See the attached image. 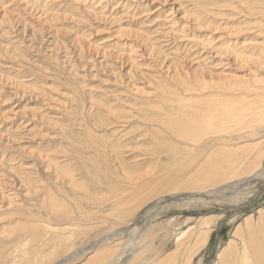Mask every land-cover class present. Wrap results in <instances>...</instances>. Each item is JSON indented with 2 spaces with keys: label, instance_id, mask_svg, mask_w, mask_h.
Masks as SVG:
<instances>
[{
  "label": "bare ground",
  "instance_id": "6f19581e",
  "mask_svg": "<svg viewBox=\"0 0 264 264\" xmlns=\"http://www.w3.org/2000/svg\"><path fill=\"white\" fill-rule=\"evenodd\" d=\"M9 1L1 5L0 18V24L9 31L1 29L0 37L16 28L14 21L8 20L9 13L21 11L30 16L36 12V19L44 24L64 16L49 20L46 4L44 9L34 10L27 0ZM78 1L63 4L66 15H76ZM99 1L96 9L78 11L113 20L120 26V36L125 34L124 15L136 18L154 14L152 6L144 2L134 7L131 0H126L120 2L126 13L109 19L105 16L107 0ZM173 1L174 8L169 12L155 13L152 21L141 18L139 25L171 31L184 26L180 36L193 49L192 71H186L180 62L173 74H145L132 49L127 62L130 82L119 92L126 94V102L113 104L121 98L109 101L106 95L93 92L91 100L84 101L77 83L71 87L72 96L65 100L59 117H38L62 142L52 147L56 142L49 133L48 149L38 152L40 165H11L16 161L13 155L6 159L11 142L4 141L6 136L0 130V170L4 167L15 174L0 171V194H7L8 206L14 207L20 202L15 189L21 185L28 201L23 204V209L29 210L27 214L16 207L13 214L0 218L5 223L13 222L2 228L1 235L19 232L15 228L21 221L29 227L23 232L27 236L17 237L32 243V255L22 264H128L135 259L134 264H195L208 248L212 234L228 219L224 213L205 214L204 210L226 204L238 214L259 196V189L251 187L253 183L264 185V0H248L258 1L252 4L246 0H209L211 7L201 12L196 9L200 13L192 21L183 11L181 0ZM47 2L56 6L58 0ZM161 2L165 7L169 0ZM40 3L43 5L42 0ZM13 4L19 6L5 7ZM181 13L184 15L176 19ZM141 28L138 31L147 33L153 47L161 45L151 37L155 32ZM108 42L102 46L113 47ZM3 44L0 47H5L8 56L21 58L19 45ZM162 47L161 51L168 48ZM127 63L119 65L122 68ZM120 77L116 74L113 80ZM11 81L18 89L39 92V88L27 87L24 82ZM122 84L117 88L122 90ZM239 128L246 133L239 135ZM19 131L23 130L17 127L10 138L15 143L20 140ZM41 165L46 181L40 174ZM193 209L201 216L175 215L180 210L190 215ZM243 214L227 221L233 229L228 241L217 248L212 264H264V205ZM13 224L12 231L7 232ZM182 228L186 230L181 232ZM17 239L0 242V264H19L12 257ZM43 250L46 256L39 260Z\"/></svg>",
  "mask_w": 264,
  "mask_h": 264
},
{
  "label": "rangeland",
  "instance_id": "374dc122",
  "mask_svg": "<svg viewBox=\"0 0 264 264\" xmlns=\"http://www.w3.org/2000/svg\"><path fill=\"white\" fill-rule=\"evenodd\" d=\"M61 1L63 2L61 3ZM113 1L115 0H107L106 4L108 3L107 5L109 8L107 7L108 9H106L105 16L109 17V19L111 18V19L116 20L118 18H121L124 15V13H126L124 11L125 8L122 9L123 5L121 6L120 2H124V1L127 2V1L126 0H116L118 1L117 3L119 5L115 4L116 2H113ZM161 1L131 0L130 2L133 5L135 4L134 7L137 4H141L143 2L145 5L152 6L150 9L152 10L151 11L152 13L154 12V14L151 16H146V17H144L145 16L144 14H141L139 15V17H136V18H132L131 15H124L122 32H124L125 34L121 36L118 34L120 26L118 27L116 23H113V20L109 21L105 18H100V17L96 18L94 17L93 14L91 15L88 13L84 14L83 12L78 11L79 8L81 11H84L85 9L89 11L91 9L92 10L96 9L95 7H97L98 4L100 3L99 0H91V2L90 0H83V1L79 0L76 3V4L78 3L79 4L78 5L75 4L74 6L75 9L73 8L76 15L74 14L66 15L65 14L68 12V11L66 12L64 11L65 5L67 2H69V0L68 1L58 0V3L54 2L55 4H57L56 6L53 3L52 4L49 2L46 3V0H42L43 5H41V3L40 5L38 4L39 0H32V1L27 0L28 5L31 6V8L34 10L35 9L42 10L45 7L44 5L46 4L49 8V9L47 8L49 20L56 18V16L58 15H64L61 18L56 19L54 22H48V24H44V22L37 20L36 12L35 13L31 12L33 14H30V16L24 15V13H22L21 11L14 12L15 14L9 13L8 20H13L14 26H16V28H14V30L11 31V33L9 32V34L3 37H0V44H3L4 42L3 45H7L8 42H10L11 46L16 47L17 45H19L18 51L20 52V56H21V58L13 56V55L8 56L6 49H4L5 47L4 48L0 47V100H1L0 101L1 102L0 103V130L3 129L2 130L3 135L6 136L3 138L4 141L9 140L11 142L10 145L8 144V147H10L11 150H9L7 154L6 153L3 154V155L6 154V159H7V156L11 157L13 155V160H16V161L11 162V165H18L20 163L22 164L24 163L23 165L25 166L26 165L33 166L36 164L40 165L41 162L39 161L38 152L40 150L48 149L46 148V146L49 143L48 141L50 140V136H49L50 132H48V129L46 128V126H44V123L40 122L39 118L40 116L43 117V115H45L46 117L50 115L48 117L56 118L57 117L56 114L57 115L60 114L61 109L63 107H66L65 106L66 104H64L65 100L70 99V96H72L71 87H76L77 83L79 84V88L77 89V91L79 93V96L83 97L84 101H86V99L91 100L89 95L90 93L93 92L97 96L106 95L109 101L119 96V98L121 99L115 102L113 101V104H119L122 101L126 102L125 101L126 94H119V92L122 93L123 89H125L124 86H126L130 82V77H129L130 75L128 73L130 63H127V62H128V59H130L131 57L130 55L132 53L131 51L132 49H135V52H137L135 53L134 57H136L137 61L140 62V65L142 67L140 68V70L143 71L145 74L153 73L154 75L162 76V75H166L168 72L170 75L176 72L175 67H180L181 65H183L186 71H192V69L194 68V62L192 61L194 59V57L192 56L193 49L191 45H187L188 44L187 42H183V37L180 36L181 31L184 29L183 28L184 26L179 25L180 26L179 28L178 26H175L174 30L175 29L177 30V33H176V30L175 31L167 30V28L165 27L163 28H160L157 26L149 27V24L143 25V26L139 25V21L141 20V18L144 19L143 21L145 20L152 21L154 17H156L155 15H157L155 13H158V14L160 12L167 13L169 12V10L174 8L171 6V4L175 1L169 0L168 4H166L165 7L162 6ZM246 1L249 4H252V3H257L259 0L256 2L254 1L252 3H250V1L248 0ZM9 2H10L9 0H0V18L3 15V7H1V5H3L4 3H9ZM80 2H83V3H80ZM109 2L111 3L109 4ZM181 2L184 8L183 11H187V13L186 12L184 13L187 14L189 21H192L195 19V14L200 13L205 8L211 7L209 5L211 3L209 0H204V1L203 0L201 1L200 0H196V1L195 0H189V1L181 0ZM189 2H191L192 5ZM61 5L64 7H62ZM203 5L205 7H203ZM222 5L223 7L225 6L224 4ZM18 6L19 5L13 4L11 6H5V7H12V9H16ZM52 6L53 8H51ZM245 7H247V5ZM70 8H72V6H70ZM133 8H130V9H133ZM12 9L8 8V10H12ZM50 9H52V12ZM115 9H116V12H115ZM196 9H198L200 12L197 11ZM101 12L102 10H98V13H101ZM116 13L118 14L116 15ZM184 13H181L180 15L177 14L176 19L178 18L180 19L184 15ZM189 15H191L192 19ZM150 17H152V19ZM23 19H25L28 24H25ZM19 20L21 22H19ZM0 26H1L0 30L5 28L6 32L9 31L7 29V26H4V25L2 26L1 24ZM140 27H142L141 29H145V31H147L148 33L155 32V34H152L151 37L154 36L153 38L156 39L157 42H160L161 44L160 46L161 47L163 46L162 48H164V45L168 46V48L165 47L164 48L165 50L163 49V51H161L160 46L154 45L153 47L152 46L153 41L151 42L149 41L147 33H142L138 31ZM169 27H171V25H169ZM168 33H171V34H168ZM184 35L185 34H183V36ZM4 39L6 41H4ZM104 42H108L107 45H110L109 43L112 42L111 44L113 47L104 48L102 46ZM117 44L118 45L120 44V46L115 47L117 46ZM171 48L174 49L176 52L172 50ZM104 50L107 53V55H105ZM183 51L185 53L186 52L189 53V55H186L187 53L185 54ZM150 53L151 55L152 54L153 55L151 56ZM183 55L186 56V59H184L185 57ZM120 57L123 60L121 61L118 60V58ZM177 60L178 61L180 60L179 63ZM121 62L122 63L125 62L127 64L123 65L121 68L119 65V63ZM180 62H181V65H180ZM162 63L165 65H163ZM114 72L118 74L119 76H121L120 78H116L117 80L115 79L117 81V84H116V81L113 80L114 77L116 76ZM11 79H14L15 81L17 80L19 82H24L27 84V87L30 86V87L39 88V92H37L36 94L32 90L25 91V90L18 89V86L16 84L11 83L12 82ZM122 82L124 83L122 84ZM118 84H122L123 86L122 90L120 88H117L119 87L117 86ZM48 100L51 104L48 102ZM59 116L60 115H58V117ZM17 127H20L21 130L23 131H19L21 132V135L19 138L20 140L19 141L16 140V143H15V141L13 140L14 138L13 139H10V138L12 136H15L14 134L16 133L15 130L17 129ZM11 129H13V131H10ZM239 129L242 130L239 133V135L246 133L244 128H239ZM51 133H54V132H51ZM51 135H52L51 137L54 138L56 142L53 144L52 147H57V145L60 146L62 143L60 136L55 135V134L54 135L51 134ZM63 146L66 149H69L70 147L69 145H66V144H64ZM42 167L43 166L41 165L40 174L42 178L44 179V181H46L47 175L46 173H44V170ZM1 168H2V170H0L1 172H4V170L6 172L9 171V170H6V168L4 167H1ZM8 173H11L13 176H15V174L11 171ZM251 188H254L257 190L259 189V196L255 198L256 200L254 199V204L251 205L249 203L250 205L248 204L247 207L245 205L244 208H241L240 206L239 209L240 208L241 209H240V212H238L239 215L243 213L244 214L251 213L254 209L256 208L258 209L264 205V185L259 186L258 183L256 184L253 183ZM15 192L19 195L18 200L20 202H18L17 205L14 207L8 206L9 199L6 197L7 194L6 196L4 194L2 195L0 194V207L3 206V208H0V218L5 217V214L7 213L13 214L14 213L13 209H15L16 207L19 209H22L21 210L22 212L20 213L27 214V211H29L28 209H23L24 208L23 204L25 205L28 204L24 187L21 185L18 186V188L15 189ZM230 207L232 206H229V205L227 206L226 204L223 206L215 205V206H211V209L204 210L205 214L206 213L211 214L213 212L224 213L225 217H227L228 219H226L225 223L221 224V226H219L217 231H215L212 234L209 240L208 248L204 251V254L202 257H199L198 259L195 260V264H212L214 258L216 257L217 251H218L217 248L222 243L228 241L229 235L233 227L227 221L230 219V217H234V216L236 217L238 215L237 213H234V210H232ZM185 212L186 210H180L178 211V213L176 212L175 215H178V216L185 215L189 217L201 216V213H199L198 211H194V209L192 210V213L190 215L186 214ZM193 213L195 214L193 215ZM43 216L44 214L42 215V217ZM171 218H173V215H171ZM11 223L13 222L5 223V222L0 221V242H9V241L15 240L17 239V237L22 236L23 232L29 228L28 225L24 223V221H21L19 226L15 228L16 229L15 231H19V232H16L12 236H8L7 234L1 235L3 233L1 232L2 228ZM187 226L189 228L191 225H187ZM12 228H14V224L12 225L10 229H7L6 231L7 232L12 231L11 230ZM185 230L186 228H182L180 231L183 232ZM27 235L28 234H25L23 236H27ZM17 240H19V244L18 243L16 244L15 246L16 248H14L12 257L16 258L19 264H22L25 258H30L32 255V243L23 242L21 238ZM0 253H1V248H0ZM45 256H46V250L41 251V254L39 255V260L44 258ZM145 258H146L145 260L147 261L148 257L145 256ZM142 259L143 257H141V260ZM150 259L151 258H149V260ZM131 261L132 260H129L128 264L130 263L134 264L136 259L133 263ZM148 264H152V263L149 262Z\"/></svg>",
  "mask_w": 264,
  "mask_h": 264
}]
</instances>
